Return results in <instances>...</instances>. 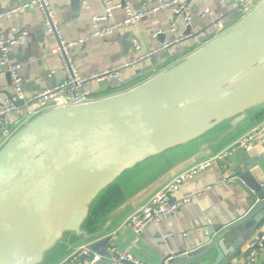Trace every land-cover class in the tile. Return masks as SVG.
Masks as SVG:
<instances>
[{"label":"water","instance_id":"95a60500","mask_svg":"<svg viewBox=\"0 0 264 264\" xmlns=\"http://www.w3.org/2000/svg\"><path fill=\"white\" fill-rule=\"evenodd\" d=\"M123 46H132L130 32ZM263 98L264 0L218 38L127 90L33 115L0 147V264H41L66 232L81 230L92 202L123 172L242 120ZM241 178L256 194L254 209L263 210L264 172L249 167ZM262 219L264 211L247 215L160 264H228L242 243L240 235L231 239L234 229ZM85 256L88 264H111L107 250L99 259Z\"/></svg>","mask_w":264,"mask_h":264},{"label":"crops","instance_id":"0c3cea01","mask_svg":"<svg viewBox=\"0 0 264 264\" xmlns=\"http://www.w3.org/2000/svg\"><path fill=\"white\" fill-rule=\"evenodd\" d=\"M24 1L27 0H0V11ZM48 1L64 38L67 41H81L69 54L81 75L86 76L134 61L121 70L120 80L88 83L87 88L98 96L120 92L113 90L117 86L125 85L127 90L145 81L218 38L242 19L238 0H191L193 20L190 24L179 20L172 27L171 13L160 11L141 19L135 25L122 26L108 36L98 37L93 36L97 29L125 19L126 12L123 7L114 9L112 15L97 21V17L106 14V0H80L78 7L76 0ZM119 1L137 9L143 6L152 7L165 0ZM126 32H130L131 41L134 37L139 41L141 50L135 49L133 45L125 49L123 37ZM0 33L10 40L23 34V41L10 47L9 60L21 65L20 74L26 98L66 80L64 64L55 52L57 36L47 31L45 15L39 8L32 7L21 15L0 19ZM200 34L202 36H198ZM165 43L172 44L148 56ZM5 69L0 52V101L6 100L14 92L12 81L7 78ZM22 113H25V107L22 108ZM20 114L11 112L6 115V120L13 124L21 117ZM243 117L240 121L226 120L203 136L146 159L123 172L92 202L81 230L66 232L45 253L41 264H58L72 250L85 245L90 246L89 253H95L96 259L106 257V250L114 245L119 251L128 252L146 264H160L176 251H190L202 246L219 233V228L235 225L247 215L263 212L264 209L258 212L254 209L256 194L244 183L239 179L235 182L226 180V174L241 177L249 167L253 171L261 169L264 172V142H259L247 150L237 152L232 157L230 166L217 162L187 182L173 200H190L162 223L149 226L141 234L124 224L134 210L144 205L152 194L178 173L217 153L263 121L264 98ZM3 129L0 128V136ZM2 139L0 137V147ZM262 231L264 219L257 225H238L234 229L235 236L231 239L240 235L242 243L233 257L245 255ZM165 234L171 236L163 238ZM230 240L224 247H229L233 241ZM263 259L264 255L260 260ZM73 264H88L86 256Z\"/></svg>","mask_w":264,"mask_h":264},{"label":"built area","instance_id":"2783aa9c","mask_svg":"<svg viewBox=\"0 0 264 264\" xmlns=\"http://www.w3.org/2000/svg\"><path fill=\"white\" fill-rule=\"evenodd\" d=\"M191 0H165L161 1L152 7H140L133 9L131 6L123 5L119 0H106V14L97 17L96 20H104L108 16L112 15V11L116 8H124L126 17L122 22H117L111 26L97 29L93 36L104 37L108 36L116 29L122 26L135 25L141 19L151 17L160 11H169L172 15L171 25L172 27L179 20H183L187 24H190L193 20L192 12L190 9ZM263 0H238V6L242 13V18L251 13ZM32 7L39 8L45 15V26L48 32L54 33L58 39V45L55 48V52L60 56L66 72V80L53 87L47 88L44 91L37 93L36 95L26 98L23 92V78L20 74L21 65L19 63H12L9 60V49L11 46L19 44L23 41V34L17 35L13 39H5L0 33V52L2 55V64L5 66V70L10 74L13 94L4 101H0V116L3 122L6 123V127L2 130L1 138L3 142L13 132L19 128L26 120L33 115L55 107L81 104L89 101H93L104 97L106 95H94L92 91L87 88L88 83H102L106 80H120L121 70L126 66L133 64L125 63L117 65L111 68L101 70L89 75H81L76 65L70 58V51L81 41H67L63 36V31L59 27L55 13L51 9L48 0H27L14 7L0 11V19L10 16L21 15L28 11ZM209 13V11H207ZM202 36V34L198 35ZM132 45L137 50H141L142 46L139 41L134 37L131 41ZM172 43H165L157 50L152 51L148 56L153 55L159 50L166 49ZM54 72V71H52ZM124 91V90H123ZM121 92V91H120ZM24 101V104L20 102ZM25 107V113H22V108ZM11 112H18L20 118L16 119L13 124H9L6 120V115ZM259 142H264V120L254 126L252 129L244 133L238 139L221 149L214 156L197 162L186 170L178 173L173 179L165 184L159 191H157L149 200L131 213L125 220L124 224H127L137 234H141L151 225H158L163 220L174 215L181 206L188 202L190 199L183 201H174L175 194L189 181L195 179L199 174L203 173L207 169L211 168L217 162H223L227 166L231 165L232 157L239 151L247 150L253 147ZM226 174V173H225ZM239 179L241 183L245 182L239 176H234L230 173L226 174L227 182H235ZM171 234L163 235V238L170 237ZM90 246H81L74 250L67 257H65L58 264H73L81 257L88 255ZM108 259L111 264H126V262H133L135 264H146L128 252L119 251L114 245L109 246ZM264 255V231L258 236L256 243L250 247L248 252L240 257L234 258L233 264H255L261 256Z\"/></svg>","mask_w":264,"mask_h":264},{"label":"trees","instance_id":"16d2710c","mask_svg":"<svg viewBox=\"0 0 264 264\" xmlns=\"http://www.w3.org/2000/svg\"><path fill=\"white\" fill-rule=\"evenodd\" d=\"M126 88H125V85L124 86H117V87H115L113 90H119V91H121V90H125ZM228 264H232L231 262H229ZM255 264H264V259L263 260H260V261H258L257 263H255Z\"/></svg>","mask_w":264,"mask_h":264}]
</instances>
